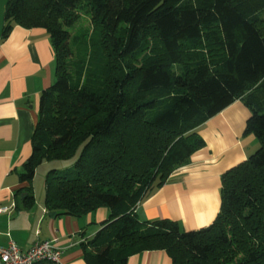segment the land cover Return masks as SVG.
Instances as JSON below:
<instances>
[{
  "label": "trees",
  "instance_id": "obj_1",
  "mask_svg": "<svg viewBox=\"0 0 264 264\" xmlns=\"http://www.w3.org/2000/svg\"><path fill=\"white\" fill-rule=\"evenodd\" d=\"M84 2L111 75L83 67L79 76L103 78L101 88L74 82L67 62L72 13ZM16 25L47 29L57 57L21 175L25 208L49 162L50 213L110 210L82 244L88 264H128L147 250H165L172 264H264V0H8L2 38ZM237 99L252 109L245 133L260 145L223 174L214 222L188 231L168 218L141 221L137 205L206 145L197 128Z\"/></svg>",
  "mask_w": 264,
  "mask_h": 264
},
{
  "label": "crops",
  "instance_id": "obj_2",
  "mask_svg": "<svg viewBox=\"0 0 264 264\" xmlns=\"http://www.w3.org/2000/svg\"><path fill=\"white\" fill-rule=\"evenodd\" d=\"M7 2L0 0V207H8L0 212V245L12 240L26 251L37 241L57 238L63 264H88L82 244L102 228L110 215L107 207L79 217L56 216L36 194L31 208L20 201V191L30 185L21 175L32 154L41 94L55 83L57 57L43 27L16 25L2 38ZM251 113L243 99H237L201 124L197 132L206 145L137 205L141 221L168 218L188 231L211 225L221 207L223 174L260 145L254 134L245 133ZM31 186L35 193L33 181ZM128 264H172V258L165 250H147L132 255Z\"/></svg>",
  "mask_w": 264,
  "mask_h": 264
},
{
  "label": "rangeland",
  "instance_id": "obj_3",
  "mask_svg": "<svg viewBox=\"0 0 264 264\" xmlns=\"http://www.w3.org/2000/svg\"><path fill=\"white\" fill-rule=\"evenodd\" d=\"M88 11V5L86 2H84L81 4L77 11L72 13H76L77 16L76 22L70 28L71 45L74 55L73 57L69 58L67 62L70 65L69 69L75 74L73 77L74 82L82 85V83L89 81L91 82V84L98 86V88H101L103 86H106V81H103V78L97 80V77H95L92 80L93 77L90 78L88 75L86 77V75L83 74L85 69L94 72L95 76H104L110 74V71L107 67L109 63L105 59L102 48L100 32L97 29L96 25L92 22L91 16ZM153 42L155 43V41ZM154 43H152L153 45L151 44L152 46L147 50L148 55L157 52L156 50L158 49L159 45ZM153 46L154 48L152 49ZM82 69L83 73L81 76H79V71ZM174 69L176 71L179 70L178 66H175ZM163 93L164 92H160L157 94L158 96H160ZM52 167H54V165L48 162L40 165L37 169L36 176L33 179V185L37 200L41 198L45 199L46 179ZM59 167L63 168L62 165H59ZM69 167L74 169V166L70 165H67V167H64V169H67Z\"/></svg>",
  "mask_w": 264,
  "mask_h": 264
},
{
  "label": "built area",
  "instance_id": "obj_4",
  "mask_svg": "<svg viewBox=\"0 0 264 264\" xmlns=\"http://www.w3.org/2000/svg\"><path fill=\"white\" fill-rule=\"evenodd\" d=\"M8 207H0L5 212ZM0 264H63L62 247L58 239L37 241L26 251H22L15 241L7 246L0 245Z\"/></svg>",
  "mask_w": 264,
  "mask_h": 264
}]
</instances>
